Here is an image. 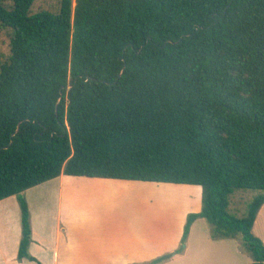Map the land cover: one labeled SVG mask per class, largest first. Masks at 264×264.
<instances>
[{
  "label": "trees",
  "instance_id": "trees-1",
  "mask_svg": "<svg viewBox=\"0 0 264 264\" xmlns=\"http://www.w3.org/2000/svg\"><path fill=\"white\" fill-rule=\"evenodd\" d=\"M34 1L0 0V199L18 198V259L35 260L22 192L67 174L200 185L179 246L141 264L181 253L196 218L264 264V0ZM238 189L259 191L240 217Z\"/></svg>",
  "mask_w": 264,
  "mask_h": 264
},
{
  "label": "crops",
  "instance_id": "crops-1",
  "mask_svg": "<svg viewBox=\"0 0 264 264\" xmlns=\"http://www.w3.org/2000/svg\"><path fill=\"white\" fill-rule=\"evenodd\" d=\"M97 191L117 197L101 200ZM147 191L170 193L168 201L153 203ZM22 195L31 227L28 253L35 260L18 259L21 214L17 196L10 195L0 199V264H141L174 251L187 214L201 208L200 185L67 174ZM252 232L264 244V204ZM250 262L238 239H212L207 222L196 218L184 250L160 264Z\"/></svg>",
  "mask_w": 264,
  "mask_h": 264
},
{
  "label": "rangeland",
  "instance_id": "rangeland-1",
  "mask_svg": "<svg viewBox=\"0 0 264 264\" xmlns=\"http://www.w3.org/2000/svg\"><path fill=\"white\" fill-rule=\"evenodd\" d=\"M56 2L57 0H35L32 5V11L36 12L39 10H50L54 11L56 9ZM8 40H9V29L8 28H0V63L3 62L8 54H9V46H8ZM93 191V190H92ZM145 192V191H144ZM259 191L258 190H251V189H238L235 190L230 195V203L228 206V211L235 215V216H243L246 213L247 205L252 199L254 195H256ZM166 194L170 193H163L161 191H147V199H150L153 201V203H156L158 205H161V203H165L168 201L166 198ZM96 195L98 199L111 200V197H117V194L110 195L109 192H104L103 194H99V192H96ZM103 197V198H102ZM162 204V205H163ZM149 212L152 213V209H149Z\"/></svg>",
  "mask_w": 264,
  "mask_h": 264
},
{
  "label": "water",
  "instance_id": "water-1",
  "mask_svg": "<svg viewBox=\"0 0 264 264\" xmlns=\"http://www.w3.org/2000/svg\"><path fill=\"white\" fill-rule=\"evenodd\" d=\"M56 106H57V102H56ZM56 106H55V110H56Z\"/></svg>",
  "mask_w": 264,
  "mask_h": 264
}]
</instances>
